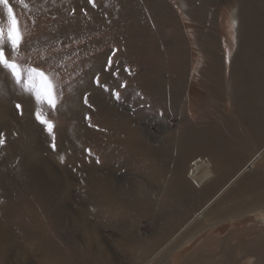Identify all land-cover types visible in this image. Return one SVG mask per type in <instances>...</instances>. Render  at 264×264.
<instances>
[{"label": "rangeland", "instance_id": "rangeland-1", "mask_svg": "<svg viewBox=\"0 0 264 264\" xmlns=\"http://www.w3.org/2000/svg\"><path fill=\"white\" fill-rule=\"evenodd\" d=\"M163 1L183 41L179 89L168 68L172 28L160 37V15L143 0H9L22 40L15 53L6 42V56L45 73L56 103L38 104L23 83L0 72V223L11 228L16 244L0 264H27L21 257L50 264L55 250L57 261L69 264H264V193L245 195L251 180H234L264 146V0H190L192 10L202 5L209 14L204 23L185 14L180 0ZM236 11L240 50L232 73L238 48L230 52L229 20ZM0 25L8 27L3 4ZM250 37L261 48L245 59L240 75ZM212 50L218 84L208 74ZM37 109L53 124L51 133L36 119ZM130 140L145 152L127 154ZM207 167L212 175L197 184L190 171L200 175ZM62 169L72 182L63 214L46 179V170L58 178ZM256 169L264 176V152ZM94 174L120 200L98 195ZM262 185L256 187L263 192Z\"/></svg>", "mask_w": 264, "mask_h": 264}, {"label": "bare ground", "instance_id": "bare-ground-1", "mask_svg": "<svg viewBox=\"0 0 264 264\" xmlns=\"http://www.w3.org/2000/svg\"><path fill=\"white\" fill-rule=\"evenodd\" d=\"M64 1V0H63ZM75 1V0H74ZM81 2V1H80ZM143 3L144 4H150V6H151V8H152V14H154V16H156V15H160V22H159V25H161V27H159L160 28V37H163V38H165L164 36H163V33L164 32H162L163 31V29H169V26H171V28H172V31L170 32V34L173 36V40L171 41L172 42V44L175 46V50H172L170 53V61H171V65L168 67L169 69H170V72L172 73V77H171V79H172V81L174 82V85H172L173 87H176V89H179V87H178V80L180 81V79L182 80V79H184V76H185V68L183 67V65L181 66V67H183V68H181L180 66H179V62H181V58H182V55H183V51H182V36H180V33H179V31L177 30V23H176V20H175V18H174V16L171 14V10H170V8L168 7V5L163 1V0H143ZM180 4H182V7H183V11H184V13L185 14H187V15H191V14H193L194 15V17L197 19V20H199V21H201V22H203L204 23V20H206L207 22H208V13L204 10V9H202L200 6H202V5H196V7H194V9L192 10V1H190V0H180V2H179ZM74 4V3H73ZM117 7V6H116ZM115 7V8H116ZM121 6H119V8H120ZM185 8H187V9H185ZM116 10V9H115ZM139 11V10H138ZM156 14H155V13ZM138 15V14H137ZM148 15H149V13H148ZM147 15V16H148ZM147 16H145V17H147ZM150 16H152L153 17V15H150ZM232 17L230 18V20H229V24H230V29H229V31H230V36L232 37H234V46H233V43L231 44L230 43V52H233V48L234 47H237L236 49H237V52H236V54H235V56H234V59H233V62H232V73H233V70L235 69V62H236V59H237V55H238V53H239V50H240V22H239V20H240V13L238 12V11H236V13H232V15H231ZM130 17V15H128V14H126L125 15V17L124 18H129ZM121 19H123L122 17H121ZM131 19V18H130ZM137 19V18H136ZM142 19H144V18H142ZM133 20V19H132ZM131 20V21H132ZM118 21H119V19H118ZM122 21V20H121ZM134 22H136V20L134 21ZM140 22H141V19H140ZM154 22V21H153ZM142 23V22H141ZM141 23H139V24H141ZM148 23H150V21L149 22H147V21H145V26H148L147 24ZM137 24V26H138V23H136ZM143 24V23H142ZM131 26H133V25H131ZM136 26V25H135ZM142 28V27H141ZM139 30H141V29H139ZM143 30V29H142ZM154 32H155V30H153ZM143 32V35L142 36H144L145 34H146V29H144V31H142ZM159 33V32H158ZM167 33V32H166ZM251 38V37H250ZM146 39V38H145ZM145 39H143V40H145ZM142 40V39H141ZM141 40H139V43L140 42H142ZM258 40V37H253V38H251L250 39V43H249V45H251V46H248V51H245V53L243 54V58H244V60L243 61H241L240 63H239V65L237 66V67H239L240 69V75H242V70H244L245 69V67L247 66V65H249V64H247V61L245 62V59H248L251 55H252V51L254 50L255 51V49L256 50H260V48H261V46H258V47H256L255 48V46H256V41ZM259 42V41H258ZM145 44L143 45V43H142V45H143V47H141L142 48V50H143V54H147L148 53V50H147V48H146V42H144ZM150 43V42H149ZM165 43V42H164ZM242 46V45H241ZM150 47V46H149ZM148 47V48H149ZM260 47V48H259ZM166 48V47H165ZM255 48V49H254ZM232 50V51H231ZM235 50V49H234ZM179 51V52H178ZM133 52H135V51H133ZM264 52V51H263ZM139 53V52H138ZM167 54H169V52L167 51L166 52ZM209 54H210V56H211V58H212V62H211V65H210V70H208V74L210 75V78L212 79V81H214V79H215V81L217 82V84H218V80L217 79H219L218 77H219V74H220V67H219V59H218V55H217V53H216V50H212V51H210V52H208ZM159 54V53H158ZM249 54V55H248ZM148 55V54H147ZM181 56V57H180ZM153 57L155 58V57H157V55H155L154 53H153ZM160 57V56H159ZM160 58H162V56L160 57ZM159 60H161V59H159ZM166 60V62L167 63H169L170 64V61H168L167 60V58L165 59ZM141 61H142V59H141ZM165 62V61H164ZM144 63V62H143ZM146 63V62H145ZM250 63H251V61H250ZM96 64V63H95ZM150 66V65H149ZM154 68V67H153ZM155 69H158V68H156L155 67ZM237 69V68H236ZM250 69H251V72H253V75H252V78H253V80L255 79V69H253L252 68V66H250ZM159 70V69H158ZM159 71H162V70H159ZM245 71V70H244ZM0 72H2V69H0ZM153 73V72H152ZM154 74V73H153ZM251 74V73H250ZM144 76H146L145 74H144ZM161 76H163V75H161ZM245 76V75H244ZM148 77V76H147ZM246 77H248V75L246 76ZM246 77H244L245 79H246ZM142 78V77H141ZM243 78V77H242ZM142 79H145V78H142ZM148 79H149V77H148ZM159 79V78H158ZM169 79V78H168ZM234 79V78H233ZM258 79V78H257ZM150 80V79H149ZM155 80H157V79H155ZM154 80V81H155ZM160 80H161V78H160ZM159 80V81H160ZM185 80V79H184ZM183 80V81H184ZM248 80V79H247ZM151 81V80H150ZM158 81V82H159ZM165 81V80H164ZM145 82V81H144ZM146 82H148V81H146ZM157 82V81H156ZM142 83V82H141ZM170 83H171V81H170ZM169 83V84H170ZM236 83H237V85L236 86H239V82L238 81H236ZM246 82H243V84H245ZM248 83V82H247ZM251 83L253 84V81H251ZM84 84V83H83ZM162 84H163V82H162ZM172 84V83H171ZM215 84V83H214ZM251 84V85H252ZM153 85V84H152ZM151 85V86H152ZM161 85V84H160ZM183 83H182V87H183ZM233 85V84H232ZM143 86V85H142ZM159 86V85H158ZM163 86V85H162ZM214 86V85H213ZM234 86H235V83H234ZM160 87V86H159ZM181 87V88H182ZM147 88H148V86H147ZM151 88H153V87H151ZM88 89V88H87ZM93 89V88H92ZM158 89V88H157ZM162 89V88H161ZM95 90H96V92L98 91L97 90V88H95ZM154 90H156V89H154ZM251 91V88H249V91H248V94L249 93H251L250 92ZM93 92V91H92ZM158 92H159V90H158ZM162 92H164V91H162ZM170 92H172L173 93V90H172V88L170 87ZM213 93V92H212ZM25 94V93H24ZM164 94V93H163ZM167 94V93H166ZM169 94V93H168ZM176 94V93H175ZM175 94H174V96H175ZM170 96V95H169ZM168 96V97H169ZM176 96H177V94H176ZM251 96H252V94H251ZM254 96V95H253ZM94 97V96H93ZM238 97V96H237ZM255 97V96H254ZM27 98V97H26ZM26 98H25V100H26ZM257 98V97H256ZM251 99V98H250ZM102 100V99H101ZM235 100V99H234ZM256 100V99H255ZM258 100V99H257ZM103 101V100H102ZM238 101V100H237ZM32 102V101H31ZM96 103V102H95ZM105 103V102H104ZM107 103V102H106ZM168 103V102H167ZM175 103V102H174ZM253 103V102H252ZM171 104V103H170ZM259 104V103H258ZM100 105V104H99ZM104 105H108V104H104ZM168 105H169V103H168ZM167 105V106H168ZM105 106V110H107V109H109L108 108V106L106 107ZM238 106V105H237ZM103 107V106H102ZM110 107V106H109ZM28 108V107H27ZM107 108V109H106ZM102 109V108H101ZM255 109V108H254ZM257 109V108H256ZM2 112V114H5V112H7L5 109L4 110H2L1 111ZM30 112V111H29ZM27 113V112H26ZM255 113V112H254ZM263 113V112H262ZM77 114V113H76ZM239 114H240V111H239ZM248 117H249V115H248ZM260 119L263 121V117H264V115H261L260 114ZM24 118V117H23ZM240 120L241 121H243L244 123H246V125H247V127H249V122L248 121H245V120H243L241 117H240ZM254 122H256V120L254 121ZM264 122V121H263ZM34 123V122H33ZM32 122L30 123V125H32V127L34 128V130H37V126L38 125H35V124H33ZM257 123V122H256ZM256 123H254V124H256ZM185 124V123H184ZM250 130V129H249ZM125 131L127 132V128H125ZM231 131V130H230ZM237 131V130H236ZM238 131H239V129H238ZM237 131V132H238ZM232 132H234V131H232ZM129 133V132H128ZM33 134H35V133H33ZM253 134V133H252ZM126 136H127V134H125ZM261 136V135H260ZM132 137V136H131ZM238 137V136H237ZM36 138V137H35ZM132 140L134 139L133 137L131 138ZM242 139H243V137H242ZM132 140H130L131 142H130V145H131V147H132V149H131V151L130 152H127V154L128 153H130V154H140L141 152H143L144 150L142 149V147L141 146H138V143L136 144L135 142H132ZM134 140H137V137H136V139H134ZM259 142L260 143H263V140L262 139H260L259 140ZM259 143V144H260ZM205 144V143H204ZM128 145V144H127ZM167 146V145H166ZM257 146H258V144H257ZM205 147V146H204ZM208 147V146H207ZM168 148V147H167ZM147 149V148H146ZM22 151V150H21ZM145 152V151H144ZM154 152V151H153ZM263 152H264V146H263V148H262V150L261 151H259V153H257L252 159H251V161L249 160V163L244 167V168H242L239 172H238V174L237 175H235V179L234 180H236L237 178H239V177H241L242 175L244 176L239 182L240 183H238V185L239 184H242V183H244V182H246V181H249V180H251V182L250 183H252V184H248V185H251V186H249V188H248V190H246V187L244 188L245 190H246V193H245V195H255V194H257L258 192L257 191H260V193H264V191L262 192L261 191V189L260 190H258L257 189V187H256V185L258 186V183H262L263 185H264V176H263V171H262V173H259L258 171L260 170H258V169H256L255 171H253L252 172V170H254L255 169V167L257 166V163H258V161H259V159L261 158V156H262V154H263ZM115 153V151L113 150V152H112V155L111 156H113V154ZM124 153H126V152H124ZM149 154V153H148ZM139 156V155H138ZM152 158H154L155 159V156L153 155V157ZM26 160V159H25ZM36 160L38 161V162H40V163H42V164H44V163H46V159L43 157V156H41L40 154H37L36 155ZM156 160V159H155ZM23 161V160H22ZM22 161L20 162V163H22ZM48 162V161H47ZM24 163V162H23ZM50 163V162H49ZM67 163H68V161H67ZM196 163V162H195ZM66 165V164H65ZM22 166H24V165H22ZM62 166V165H61ZM67 166V165H66ZM20 167V166H19ZM62 167H64L65 168V166H62ZM233 168V167H232ZM24 169H25V166H24ZM41 169V168H40ZM22 170H23V168H22ZM68 170V169H67ZM97 170V167L95 166V169H94V171H96ZM233 170H235V168L233 169ZM249 170V171H248ZM258 170V171H257ZM19 171H21V170H19ZM47 172H46V174H47V177H46V179L48 180V182L49 183H52V185H53V187L56 189L55 191H56V195H55V199H56V204H59L60 205V210H61V214H63V213H65V211H66V202H67V199L69 198V196L70 195H72L71 194V184H72V182L69 180V175L66 173L67 171H65V170H63L62 169V172L60 173V177H58L57 178V176L55 175V174H53L51 171H49V170H46ZM69 171V170H68ZM249 173H248V172ZM251 171V172H250ZM4 172V171H3ZM54 172V171H53ZM55 173H57V172H55ZM91 174V173H90ZM95 175V174H94ZM190 177H192V179L193 180H195L196 182H197V184L199 183V184H202V183H204L207 179H209L210 178V175H212V172L209 170V168L207 167L205 170H204V172L202 173V174H200V175H198V171H197V168H194V169H192L191 171H190ZM92 176V175H91ZM97 176V178H96V180L97 181H95L93 178H92V180L93 181H95V183L97 184V187L98 188H100L101 190H99L98 192V195L99 194H101L102 192L105 194V195H108L107 197H112V199H117V198H119L120 196H121V194H118L117 192H115V190L112 188V187H110L111 186V184L108 182V181H103V182H100V177H99V175H95L94 176V178ZM263 176V177H262ZM110 177V176H109ZM233 177V176H232ZM256 178H258V180H257V182H256ZM148 179V178H147ZM41 180V179H40ZM90 180V179H89ZM45 182H47V181H45ZM94 183V182H93ZM231 183V182H230ZM40 184V183H39ZM44 184V183H43ZM41 185V184H40ZM47 185H49V184H47ZM247 185V184H246ZM262 185V186H263ZM121 187V186H120ZM227 187V186H226ZM259 187V186H258ZM48 188V187H47ZM102 188H103V191H102ZM119 189V188H118ZM263 189V188H262ZM117 190V189H116ZM244 190V191H245ZM97 191V190H96ZM95 190H94V192H96ZM118 191V190H117ZM90 193H93V192H91L90 191ZM54 194V193H53ZM52 195V194H51ZM257 195H259V194H257ZM53 196V195H52ZM102 196V195H101ZM238 196V195H237ZM260 196V195H259ZM262 196V195H261ZM18 197V196H17ZM241 197V196H240ZM256 197V196H255ZM52 198V197H51ZM253 198V197H252ZM111 199V200H112ZM246 199V198H245ZM261 199H262V197H261ZM52 200V199H51ZM117 200H120V199H117ZM66 201V202H65ZM245 201V200H244ZM257 201V200H256ZM111 202V201H110ZM252 202V201H251ZM55 203V202H54ZM253 203V202H252ZM19 207V206H18ZM16 208V207H15ZM20 209V208H19ZM202 209V208H201ZM10 210V209H9ZM23 210V209H22ZM206 207L204 208V209H202V210H200L199 212H198V214H197V216L195 217V218H200V217H202V215H203V213H205L206 211ZM6 211H8V209L6 210ZM4 214V213H3ZM58 214V213H57ZM80 215V214H79ZM194 215V214H193ZM80 217H83V216H80ZM222 219V218H221ZM1 221V220H0ZM8 221V220H7ZM219 222V221H218ZM82 224L83 225H86L87 227H88V229H91L92 231L94 230V231H96V230H98V225L97 224H93V223H90V222H82ZM84 227V226H83ZM11 229V228H10ZM8 227H6L5 225H3V223L1 222L0 223V263H3V262H6V261H4V259H5V257H6V254H8V253H13V249L16 247L15 245V240H14V233H13V231L12 230H10ZM94 231H93V233H94ZM186 236V235H185ZM186 238V237H185ZM44 238H42V240H43ZM96 241H98V238H97V240ZM46 242H47V240H45V244H46ZM169 242V241H168ZM42 243H43V241H41V239H40V245L42 246ZM48 244H49V242H47ZM41 251V250H40ZM53 253H55V254H53L52 256H50V255H48V259L49 260H51L50 261V264H69V263H67L66 261H57L58 259L56 258L57 256H56V250L55 251H53ZM9 255V254H8ZM7 255V256H8ZM24 255V254H23ZM165 255V254H164ZM50 256V257H49ZM22 259L21 260H23V261H25V263H27V264H29L28 262H27V258L26 257H21ZM1 259L3 260V261H1ZM9 259V258H8ZM157 259V258H156ZM159 260V259H158Z\"/></svg>", "mask_w": 264, "mask_h": 264}, {"label": "snow or ice", "instance_id": "snow-or-ice-1", "mask_svg": "<svg viewBox=\"0 0 264 264\" xmlns=\"http://www.w3.org/2000/svg\"><path fill=\"white\" fill-rule=\"evenodd\" d=\"M0 4H3L7 8L8 24L7 29L3 25H0V69L8 71L18 84L23 83L25 90L30 91L35 96L38 104L46 101L50 107L55 108L54 85L45 73L35 68L25 70L14 59L10 60L7 58L5 43L7 42L12 52L15 53L22 40V33L19 30L18 20L13 13V9L9 6V0H0ZM25 72L27 73L26 75ZM16 107L19 109L21 106L18 104ZM36 119L41 124L46 125L48 131L51 133L53 124L43 116L39 109L36 111ZM4 142L2 134H0V145H3Z\"/></svg>", "mask_w": 264, "mask_h": 264}]
</instances>
